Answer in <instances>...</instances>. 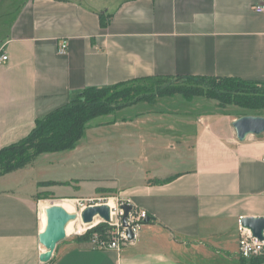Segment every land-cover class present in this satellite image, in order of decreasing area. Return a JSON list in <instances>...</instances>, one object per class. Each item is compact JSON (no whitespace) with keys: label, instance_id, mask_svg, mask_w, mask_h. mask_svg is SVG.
Listing matches in <instances>:
<instances>
[{"label":"crops","instance_id":"obj_1","mask_svg":"<svg viewBox=\"0 0 264 264\" xmlns=\"http://www.w3.org/2000/svg\"><path fill=\"white\" fill-rule=\"evenodd\" d=\"M263 3L0 0V52L8 56L0 66V148L25 138L37 120L88 87L155 76L264 84V14L251 10ZM100 15L108 18L105 27ZM62 40L67 50L59 54ZM163 99L114 116L115 125L136 130L123 138L153 150L139 163L146 165L136 185L119 192L151 222L118 253L67 237L48 263H250L237 254V228L240 219L264 217V134L238 141L232 123L240 116L229 114V106L197 97L164 108ZM147 157H154L151 165ZM162 157H170L169 165L162 166ZM20 172L0 178V264H40L45 251L40 204L29 195L37 183L9 182Z\"/></svg>","mask_w":264,"mask_h":264},{"label":"rangeland","instance_id":"obj_2","mask_svg":"<svg viewBox=\"0 0 264 264\" xmlns=\"http://www.w3.org/2000/svg\"><path fill=\"white\" fill-rule=\"evenodd\" d=\"M177 84H180V81L172 79L163 86ZM140 85L152 88V90H148L150 92L157 87L150 83ZM254 92L264 97V86H258ZM173 98H164L159 106L171 108L175 107L176 101H183L180 96ZM141 107L142 105H139L131 112L125 111L119 114L113 112L88 122L82 138L73 150L56 154H43L17 176L9 177L12 178L9 182L13 183L14 186H17L16 184L29 186L35 182L38 184L50 181L61 183L50 187L35 185L36 187L29 195L34 198L38 206L41 202L75 201L73 214L77 215V219L71 221V232L66 234L68 238H79L77 234H73V230L76 228H80L83 231L81 235H83L102 224L107 227L104 232V236H107L109 232L115 231V228H117L115 225L120 224V213L124 216L121 205L126 204V202L123 201V196L119 192L136 185L135 181L139 179L141 170L146 165L145 162L143 165L139 163L153 151L147 144L141 147L139 141L133 138H123V132L136 133V130L133 125L124 127L115 125L114 116H116V119L125 118L123 116L126 114L142 110ZM227 112L233 116L264 118V108L245 109L229 106ZM157 142H160V140H157ZM147 158L148 165H151L154 157ZM169 158L162 157L160 159L164 160L161 162L162 166L169 165ZM81 176L87 177V180L83 181L75 178ZM98 189L99 192H97ZM107 203L112 204L116 215L112 221L114 227L99 218H97V223L94 225H84L81 222L80 212L83 209L88 206L106 205ZM143 226L144 224L139 226L138 233L140 229H143L141 228Z\"/></svg>","mask_w":264,"mask_h":264},{"label":"trees","instance_id":"obj_3","mask_svg":"<svg viewBox=\"0 0 264 264\" xmlns=\"http://www.w3.org/2000/svg\"><path fill=\"white\" fill-rule=\"evenodd\" d=\"M107 19L100 15L102 27L108 24ZM172 79L179 80L180 84L163 86ZM143 83L157 87L150 92L148 90L152 88L140 85ZM258 86L264 84L249 83L234 78L155 76L120 82L108 87L85 88L68 104L37 120L34 128L25 138L0 148V178L25 169L43 154L73 150L82 138L88 122L138 102L154 104L157 99L178 95L187 101L197 97L212 100L221 109L227 106L263 109L264 97L254 92ZM152 183L158 184L161 181H152ZM59 184L61 183L50 181L38 183L37 186L50 187ZM99 191L98 189L97 192ZM147 220L151 222L148 216ZM106 230V225L102 224L77 239L89 242L92 236H102ZM261 262H264V255L252 259L249 264Z\"/></svg>","mask_w":264,"mask_h":264},{"label":"water","instance_id":"obj_4","mask_svg":"<svg viewBox=\"0 0 264 264\" xmlns=\"http://www.w3.org/2000/svg\"><path fill=\"white\" fill-rule=\"evenodd\" d=\"M238 141H243L247 136H259L264 134V118L253 116H242L232 123ZM121 209L124 212L122 217V225L126 227V216L130 210V206L123 204ZM46 226L43 232L39 235V244L45 247V251L39 255V263L47 264L50 260L53 251L57 244L64 241L66 238V228L68 223L77 219V215L68 214L63 208L57 205H51L45 210ZM95 217L100 218L104 222L110 219L109 208L106 205L88 206L80 212V219L84 225H89ZM148 223V220L145 221ZM240 224L243 228L250 230L253 237L262 240L264 231L263 218H243L240 219ZM128 230V236L131 239L132 234Z\"/></svg>","mask_w":264,"mask_h":264},{"label":"built area","instance_id":"obj_5","mask_svg":"<svg viewBox=\"0 0 264 264\" xmlns=\"http://www.w3.org/2000/svg\"><path fill=\"white\" fill-rule=\"evenodd\" d=\"M251 10L258 14H264V3L254 5L251 8ZM66 50H67L66 41L65 40L60 41L58 44L57 52L59 54H63L66 52ZM7 61H8L7 54L1 51L0 52V66L6 64ZM126 205L130 206V210L125 219L126 227H123L122 225L123 214L120 213L119 215L120 224L115 225L117 226V228H115V231L109 232L107 236L94 235L91 237V239L89 240V243L92 245L94 249L112 250L118 253L123 247L130 245L136 239L139 226L145 223V221L147 220V214L144 211L137 210L135 207H133L131 204L127 202H126ZM109 212H110V219L108 222H105V223L114 227V224H112V221L116 215L114 211L112 213L111 209H109ZM96 218L98 217H95L94 219ZM127 228L132 234L131 239L128 236ZM237 231H238L237 254L240 258L244 260H251V259H255V258H258L264 255V231L262 233L263 239L259 240L252 236L250 230H247L246 228H243L241 226L240 220L238 221ZM80 235L81 234H78L77 236H80Z\"/></svg>","mask_w":264,"mask_h":264},{"label":"bare ground","instance_id":"obj_6","mask_svg":"<svg viewBox=\"0 0 264 264\" xmlns=\"http://www.w3.org/2000/svg\"><path fill=\"white\" fill-rule=\"evenodd\" d=\"M74 203H75V201H73V200H60L58 202H53V203L41 202L40 203V209L41 210H39V218H40V222H41V226H42L41 227L42 231L45 229V226H46L45 210L48 207H50L51 205H57V206L63 208L68 214L72 215L74 213ZM106 206L109 209H111V211L113 213L112 204L111 203H107ZM96 220H97V218L93 220L91 225L96 224L97 223ZM71 226H72V222L70 221L68 223L67 228H66V234H70L71 228H72ZM81 232H83V231L80 228H76V229L73 230V234H77L78 235V234H81ZM40 247L45 249V247L42 244H40Z\"/></svg>","mask_w":264,"mask_h":264},{"label":"flooded vegetation","instance_id":"obj_7","mask_svg":"<svg viewBox=\"0 0 264 264\" xmlns=\"http://www.w3.org/2000/svg\"><path fill=\"white\" fill-rule=\"evenodd\" d=\"M92 206H96V205H92ZM98 206V205H97Z\"/></svg>","mask_w":264,"mask_h":264}]
</instances>
